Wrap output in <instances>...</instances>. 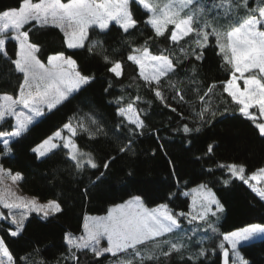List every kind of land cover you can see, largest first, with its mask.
I'll use <instances>...</instances> for the list:
<instances>
[{
	"label": "trees",
	"instance_id": "obj_1",
	"mask_svg": "<svg viewBox=\"0 0 264 264\" xmlns=\"http://www.w3.org/2000/svg\"><path fill=\"white\" fill-rule=\"evenodd\" d=\"M21 2L0 0V12L19 7ZM214 2L219 3V0H205L206 10L211 9ZM129 6L138 21L135 29L124 33L115 22L107 31L92 26L88 30L85 47L80 49H68L63 33L53 25L41 26L32 22L23 29L29 32L30 42L40 46L37 55L41 61L47 63L48 56L63 52L77 61L84 75L94 79L62 105L46 111L20 138L12 140L10 152H6L0 144V163L12 172L22 174V191L41 201L58 200L62 207L61 212L48 217L37 212L30 214L22 232L15 237L10 234L13 230L8 221L0 218L1 238L16 258V264H113L117 257L108 253L96 257L89 249H72L77 260L67 259L70 253L65 237L68 233L82 235L86 216L100 215L112 204L134 194L140 195L148 206L165 202L174 212L186 213L192 205L193 188L205 184L214 191L222 205V210L210 216L217 231L213 232L200 223L193 235V225L180 218L181 228L191 237L190 241H185L188 247L180 253L173 252L166 259L145 260L144 264H223V250L219 245L224 234L253 223L264 225V199L252 190L250 183L233 177L227 168L218 167L220 164H243L259 158L264 154V136L256 127L258 122L244 117L239 112V106L223 91L221 82L231 78V70L223 61L214 37H209L207 46L202 50L196 49V53L202 52L203 57L197 60L193 55L194 37L173 43L170 40L171 25L164 36L158 37L153 28L145 23L147 14L136 0H132ZM197 6L192 5L193 8ZM253 6L254 0H249V7ZM218 13L220 22L225 23L223 9H211L209 18ZM239 14L244 15V11ZM91 41L103 43H97L89 51ZM146 41L150 52L173 59L175 72L170 73L167 79L181 82L185 103L172 99L175 92L167 87L165 78H162L161 91L167 99L161 102L156 98L154 89L140 77L139 66L127 59L129 54H134L133 48L144 46ZM6 48L9 57L15 59L18 42L10 38ZM105 55L110 58L108 62L104 60ZM116 60L121 61L123 67L120 77L109 70ZM22 79L23 74L15 71L10 60L0 56V93L18 95ZM213 82L217 85L211 94L216 115H206L201 121L196 115L201 105L195 90L199 88L202 95L203 90ZM137 96L139 101H136ZM120 97L124 99L117 104ZM132 102L145 123V127L135 135L132 144L134 155L119 152V147L127 143L129 129L135 126L117 114L119 107ZM172 108L176 111L173 112ZM73 117H76L74 124L80 119L88 124L90 118L95 117L107 133L92 138L80 132L75 138L81 150L94 155L100 165L97 169L85 165L83 170H78L63 145L46 157H39L34 152L36 146ZM14 123L12 117L6 119L0 123V132H11ZM184 124L190 128L199 126L201 130L184 133ZM117 125L120 127L117 128ZM209 145H212L211 153ZM110 159L109 167L104 169V162ZM97 177L100 179L97 180ZM225 180L229 183L225 184ZM201 238L204 242L198 243ZM224 243L229 248L227 242ZM201 247L206 249L205 254L196 260L190 259V254L198 253ZM240 251L249 264H264V237L243 243Z\"/></svg>",
	"mask_w": 264,
	"mask_h": 264
},
{
	"label": "snow or ice",
	"instance_id": "obj_2",
	"mask_svg": "<svg viewBox=\"0 0 264 264\" xmlns=\"http://www.w3.org/2000/svg\"><path fill=\"white\" fill-rule=\"evenodd\" d=\"M136 2L146 12L145 23L153 28L156 36H164L171 25L173 29L170 32V40L173 43L186 37H194L193 55L197 60H202L203 57L202 52L196 53V49L202 50L207 46L209 37H214L223 61L230 66L231 70V78L221 82L223 91L239 106V112L244 117L254 122L264 121V0H254L253 7H249V0L214 2L211 9H223L222 16L225 23L220 22L219 13L209 18L211 9L206 10L205 0H166L163 4L160 0H136ZM193 4L198 6L193 8ZM129 5L130 0H67V2L22 0L19 7L0 12V56L10 60L15 71L23 74L22 82L18 85V95L0 94V122L6 117L15 118L13 131L0 132V144L6 152L11 151L10 140L25 133L34 120L44 114L45 108L51 111L62 105L83 85H87L94 79L92 76L84 75L79 70L77 61L63 52L48 56L47 63L41 61L37 55L40 46L30 42L29 32L22 30L25 25L32 22L41 26L53 25L63 33L68 49H80L85 47L88 30L92 26L98 27L101 31H107L115 22L124 33L135 29L138 21L133 17ZM241 10L244 11V15L239 14ZM9 32L15 33L10 38L19 45L15 59L9 57L6 48ZM97 43L102 45L103 42L91 41L88 45L89 51L95 48ZM132 51L134 54H129L127 59L139 66L140 77L154 89L156 98L161 102L167 99L161 91L162 78H165L167 87L175 92L172 99L180 103L186 102L183 90L180 88L181 82L167 79L170 73L175 72L176 67L170 56L152 55L147 47V41L144 46L133 48ZM180 51L184 52V49ZM109 59L107 55L104 56L105 62ZM109 70L120 77L123 71L121 61H113ZM192 71L195 73L196 69L193 68ZM240 80L243 81V88L240 86ZM216 86V82H213L203 90L202 95L199 88L195 90L201 105L196 115L201 121L206 115L210 117L216 115L211 100V94ZM123 99V97L118 98L117 104H120ZM139 100L140 97L137 96L136 101ZM167 106L171 108V105ZM252 109H258V115L251 111ZM171 110L176 111L175 108ZM117 114L124 117L130 125L135 126L134 129H129L127 143L119 147V152H131L134 155L132 144L137 132L145 127L144 120L141 119L134 102L119 107ZM73 120H76V117L43 140L34 152L39 157H46L61 146L55 142L59 140L63 147L68 149L67 155L78 170H83L85 165L97 169L100 165L96 163L94 155L81 150L75 138L80 132L87 133L92 138L99 134L107 135V133L95 117H91L88 124L82 119L74 124ZM119 127L120 125H117V128ZM256 127L264 136V122L256 123ZM65 130L68 133L67 136L63 135ZM200 130L199 126L190 128L184 124L182 127L184 133ZM208 151L211 153L212 145H209ZM111 159L104 162V169L109 167ZM218 167L227 168L233 177L245 183L264 181V167L252 172L247 179L244 164H220ZM4 172L5 170L0 167V175ZM7 174L11 176L13 182L23 179L19 172L12 175L11 170H7ZM99 179L100 177H97V180ZM224 183L227 184L229 181L225 180ZM249 186L261 199H264V189L252 184ZM193 192L198 193L199 203L194 200L192 210L187 213L174 212L166 203L147 208L141 197L135 196L123 204L111 207L106 216H86L82 235L66 234L65 239L70 253L66 258L76 261L77 257L72 249H89L96 257L106 253L117 257L113 264H144L145 260L158 261L160 258H168L173 252H182L188 247L185 241H190L191 237L182 232L180 218L186 219L190 225H193V235L200 223L215 232L217 229L210 221V216H215L212 205L216 206L217 211L222 210V205L215 198V194L206 185H199L197 189H193ZM0 206L7 209L10 215L13 210H23L19 218L11 215V223L15 226V231H10L13 237L22 232L24 220L32 211L42 212L44 217L62 211L58 200L52 199L46 203H40L35 197L19 196L15 192L10 190L6 192L3 189H0ZM0 217H3L2 211H0ZM165 236L168 238L162 239ZM261 236H264V225L257 223L224 234L223 242L219 245L223 250V264H230L231 257H234L231 259V264H249V261L241 255L240 247L244 242H255ZM104 239L107 246L101 247V240ZM203 242V238L198 241V243ZM224 242H227L230 248L225 247ZM149 244L151 247H148ZM205 251L206 249L201 247L198 253H191L189 258L196 260L203 256ZM24 259L27 260V257ZM0 264H16V258L3 238H0Z\"/></svg>",
	"mask_w": 264,
	"mask_h": 264
},
{
	"label": "rangeland",
	"instance_id": "obj_3",
	"mask_svg": "<svg viewBox=\"0 0 264 264\" xmlns=\"http://www.w3.org/2000/svg\"><path fill=\"white\" fill-rule=\"evenodd\" d=\"M131 1L132 0H130V3H131ZM34 2H38V0H34ZM166 2V0H160V3L161 4H163V3H165ZM7 10V9H6ZM23 30V29H22ZM24 31V30H23ZM13 35H15V33H13V32H9L8 33V36H9V39H10V37L11 36H13ZM18 47H19V45H18ZM152 55H155V54H153L152 52H150ZM73 58V57H72ZM74 59V58H73ZM237 75H239V74H237ZM239 83H240V86H241V88H243V81L242 80H240L239 81ZM82 88V87H81ZM80 88V89H81ZM79 89V90H80ZM1 94V93H0ZM12 95V94H11ZM14 96V95H13ZM46 111H48L46 108L44 109V113L46 112ZM251 111H253V112H255V113H257V115H258V109H252ZM40 117H42V116H40ZM40 117H38V118H36L35 120H34V122L37 120V119H39ZM8 118H10V117H6L5 118V120L6 119H8ZM13 118V121L15 122V118L14 117H12ZM4 120V121H5ZM3 122V121H2ZM2 122H0V123H2ZM256 122H264V121H260V120H258V121H256ZM14 125H15V123H14ZM32 125V124H31ZM30 125V126H31ZM11 131H13V130H11ZM5 133H10V132H5ZM63 135L64 136H67L68 135V133H67V131L65 130L64 131V133H63ZM22 136V135H21ZM21 136H19V137H15V138H12L11 140H10V142L12 141V140H14V139H17V138H20ZM57 144H59V145H62V142L61 141H59V140H57V141H55ZM9 145H10V143H9ZM10 147V146H9ZM37 147V146H36ZM35 147V148H36ZM245 166H246V172H245V177H246V179L251 175V173L252 172H254V171H256L257 169H259V168H261V167H264V154H262L261 156H259V158H257V159H254V160H251V161H248V162H246V163H243ZM0 167H2L4 170H5V172L2 174V175H0V180H2V183H0V189H3V190H5L6 192L7 191H12V192H15L17 195H19V196H24V197H28V198H31V197H35V198H37L36 196H31V195H29V194H27V193H25V192H23L22 191V189H21V186H20V181L21 180H18V181H16V182H13L12 181V179H11V176H9L8 174H7V170H10V169H8V168H6L5 166H3V165H1V163H0ZM11 173H12V175H14L15 173H17V172H15V171H11ZM249 183L250 184H252L253 186H256V187H259V188H261V189H264V186H263V184H264V181H261L260 183H257V182H255V181H249ZM248 183V184H249ZM199 185H201V184H198V185H196L193 189H197L198 188V186ZM205 185V184H204ZM207 186V185H206ZM208 188V187H207ZM208 189H210V188H208ZM213 193H214V191L213 190H211ZM135 196H139V197H141L140 195H138V194H134V195H132L131 197H129V198H127V199H125V200H123V201H121L120 203H116V204H112L111 206H110V208L111 207H113V206H115V205H118V204H123V203H125L126 201H128V200H130V199H132L133 197H135ZM216 198V197H215ZM37 200L40 202V203H46L48 200H46V201H41L40 199H38L37 198ZM50 200H52V199H50ZM141 200L143 201V199H142V197H141ZM191 200H192V205H191V207H190V209L187 211V212H189V211H191L192 210V206H193V201L194 200H197V203H199V201H198V193H196V192H193V195H192V198H191ZM218 200V199H217ZM165 203V202H164ZM143 204H144V206L145 207H147V208H154V207H156L157 205H159V204H162V203H159V204H156V205H154L153 207H151V206H148L144 201H143ZM167 204V203H166ZM109 208V209H110ZM108 209V210H109ZM108 210L106 211V212H104V213H102V214H100V215H91L90 217H102V216H106L107 215V213H108ZM212 210L214 211V212H216L217 210H216V206L215 205H212ZM0 211H2L3 212V217H0L1 219H5V220H7L8 221V223L10 224V226L12 227L11 228V230H13V231H15V226L14 225H12V223H11V215H16L18 218H19V215L21 214V211H23V210H13L12 211V213H11V215H10V213H9V211L7 210V209H3L2 208V206H0ZM37 211H32L30 214H33V213H36ZM186 212V213H187ZM37 213H42V212H37ZM29 214V215H30ZM43 214V213H42ZM28 215V216H29ZM27 216V217H28ZM26 220H27V218L24 220V224H25V222H26ZM263 225V224H262ZM246 227V226H245ZM242 228V227H241ZM238 230V229H237ZM182 232H184V233H187L185 230H183L182 229ZM232 232V231H231ZM264 236H261V237H259V238H257V239H262ZM0 238H1V235H0ZM256 239V240H257ZM244 243H246V242H244ZM101 247H106L107 246V242H106V239H104V240H101V245H100ZM229 248H230V245H229ZM241 252V255L242 256H244L243 255V253H242V251H240ZM245 258V257H244ZM232 259H234V257H232ZM246 259V258H245Z\"/></svg>",
	"mask_w": 264,
	"mask_h": 264
},
{
	"label": "water",
	"instance_id": "obj_4",
	"mask_svg": "<svg viewBox=\"0 0 264 264\" xmlns=\"http://www.w3.org/2000/svg\"><path fill=\"white\" fill-rule=\"evenodd\" d=\"M223 263V262H222Z\"/></svg>",
	"mask_w": 264,
	"mask_h": 264
}]
</instances>
